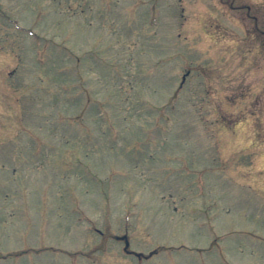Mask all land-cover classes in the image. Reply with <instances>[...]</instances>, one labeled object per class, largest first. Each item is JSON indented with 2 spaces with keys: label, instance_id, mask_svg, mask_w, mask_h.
Listing matches in <instances>:
<instances>
[{
  "label": "rangeland",
  "instance_id": "obj_1",
  "mask_svg": "<svg viewBox=\"0 0 264 264\" xmlns=\"http://www.w3.org/2000/svg\"><path fill=\"white\" fill-rule=\"evenodd\" d=\"M261 28L264 0H0V264H264Z\"/></svg>",
  "mask_w": 264,
  "mask_h": 264
},
{
  "label": "flooded vegetation",
  "instance_id": "obj_2",
  "mask_svg": "<svg viewBox=\"0 0 264 264\" xmlns=\"http://www.w3.org/2000/svg\"><path fill=\"white\" fill-rule=\"evenodd\" d=\"M260 32L262 35H264V28H261Z\"/></svg>",
  "mask_w": 264,
  "mask_h": 264
}]
</instances>
